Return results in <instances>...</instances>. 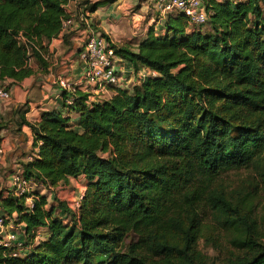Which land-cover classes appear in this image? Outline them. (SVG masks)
Listing matches in <instances>:
<instances>
[{
    "label": "trees",
    "instance_id": "obj_1",
    "mask_svg": "<svg viewBox=\"0 0 264 264\" xmlns=\"http://www.w3.org/2000/svg\"><path fill=\"white\" fill-rule=\"evenodd\" d=\"M69 1L0 0V80L32 76L31 55L49 66L43 40L60 35ZM206 6L207 29L171 14L164 35L113 44L136 73L151 74L97 102L75 91L65 106L81 113L79 129L55 110L24 119L39 148L25 177L49 190L84 176L87 188L77 212L48 194L32 210L23 196H0L28 243L50 231L25 257L0 247V264H264V208L238 185L243 171L264 183V0Z\"/></svg>",
    "mask_w": 264,
    "mask_h": 264
},
{
    "label": "crops",
    "instance_id": "obj_2",
    "mask_svg": "<svg viewBox=\"0 0 264 264\" xmlns=\"http://www.w3.org/2000/svg\"><path fill=\"white\" fill-rule=\"evenodd\" d=\"M104 1L107 0H70L65 6L70 17L69 25L62 29L58 37L43 40L47 47L49 66L41 67L36 57L31 55L30 65L35 70L32 76L16 83L10 79L0 80L11 94L10 99H0V121L3 125L0 129V143L5 149L4 162L0 164L2 198L8 197L13 191L16 176L24 175V163L34 159L39 150L34 145V131L23 123L24 119L36 123L42 119L44 112L55 110L70 116V125L79 129L77 122L81 113L65 106L69 93L60 84L61 79L75 83L76 91L89 93L91 102L109 99L116 93L117 87L98 92L84 81L85 67L80 53L91 33L107 35L112 44L132 46L147 39L151 31L156 35L166 33L169 14L159 9L157 0H109L91 12L93 6ZM84 15L88 16L89 27L81 20ZM116 66L121 76L118 88L133 90L141 86L151 74L148 68L136 73L132 63L122 58L116 59ZM75 179L85 181L86 178L81 176ZM39 192L32 193L26 199L27 206L34 204L36 193ZM4 215L6 212L0 203V216ZM16 228L20 229L19 238L24 239L28 246L49 239L46 235L48 232L50 235L48 227H40L36 236L30 239V245L26 241V224L19 222Z\"/></svg>",
    "mask_w": 264,
    "mask_h": 264
},
{
    "label": "built area",
    "instance_id": "obj_3",
    "mask_svg": "<svg viewBox=\"0 0 264 264\" xmlns=\"http://www.w3.org/2000/svg\"><path fill=\"white\" fill-rule=\"evenodd\" d=\"M159 9L166 14H184L189 18L191 26L202 30L209 27V16L206 10V0H157ZM81 20L89 27L88 16H82ZM70 23V19L63 21V28ZM90 28H92L90 26ZM113 44L102 35L91 33L85 46L80 53V59L85 67L84 81L98 92L121 85V76L116 66V59ZM154 74V73H152ZM60 84L66 89L69 96L66 104L72 105L75 102L76 84L66 79H61ZM93 85V86H92ZM8 87L0 83V99H10ZM5 149L0 143V164L4 162ZM14 189L9 195L23 196L29 198L34 192L38 182L34 179H27L25 175H17L13 181ZM82 196L75 202L74 210L77 212L81 205ZM30 210L34 204L27 206ZM19 213L14 212L12 216H0V247L11 249L15 256L25 257L31 246L22 242L19 238L20 229L16 228L19 223Z\"/></svg>",
    "mask_w": 264,
    "mask_h": 264
},
{
    "label": "rangeland",
    "instance_id": "obj_4",
    "mask_svg": "<svg viewBox=\"0 0 264 264\" xmlns=\"http://www.w3.org/2000/svg\"><path fill=\"white\" fill-rule=\"evenodd\" d=\"M238 179H240L238 185L243 196L248 197L249 199H254L258 209L257 211L262 212L264 208V183L260 178V175L254 171H243L238 174ZM86 183L87 181H83V179L70 178L68 181L60 183L58 187L49 190H46L42 186L41 188L40 186H35L33 193L42 191V193L49 195L50 204L54 203L57 205L59 201H65L69 207L74 210L76 200L79 199L81 194H83L87 188ZM46 235L49 238V232ZM20 240L25 242L24 239L22 240L20 238ZM202 248L203 252L212 260L219 255V251L208 242L203 241Z\"/></svg>",
    "mask_w": 264,
    "mask_h": 264
}]
</instances>
